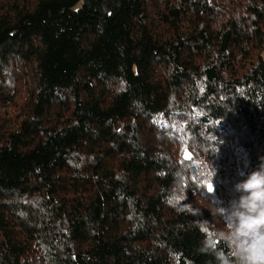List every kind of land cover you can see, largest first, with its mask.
Listing matches in <instances>:
<instances>
[{
    "label": "trees",
    "instance_id": "1",
    "mask_svg": "<svg viewBox=\"0 0 264 264\" xmlns=\"http://www.w3.org/2000/svg\"><path fill=\"white\" fill-rule=\"evenodd\" d=\"M262 162L264 0H0V264H239Z\"/></svg>",
    "mask_w": 264,
    "mask_h": 264
},
{
    "label": "clouds",
    "instance_id": "2",
    "mask_svg": "<svg viewBox=\"0 0 264 264\" xmlns=\"http://www.w3.org/2000/svg\"><path fill=\"white\" fill-rule=\"evenodd\" d=\"M239 193L228 202V207L217 211L228 218L223 239L231 248L239 264H264V162L247 179L234 185ZM222 264H230L223 253L218 256Z\"/></svg>",
    "mask_w": 264,
    "mask_h": 264
},
{
    "label": "snow or ice",
    "instance_id": "3",
    "mask_svg": "<svg viewBox=\"0 0 264 264\" xmlns=\"http://www.w3.org/2000/svg\"><path fill=\"white\" fill-rule=\"evenodd\" d=\"M184 155H185V158H189L187 152H185ZM207 190H208L209 192H212V191H213V185H212L211 183H208V184H207Z\"/></svg>",
    "mask_w": 264,
    "mask_h": 264
}]
</instances>
